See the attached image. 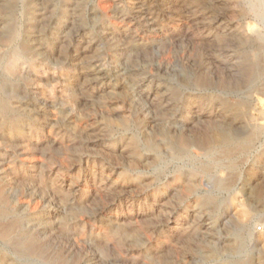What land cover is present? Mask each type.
<instances>
[{
    "label": "rangeland",
    "instance_id": "374dc122",
    "mask_svg": "<svg viewBox=\"0 0 264 264\" xmlns=\"http://www.w3.org/2000/svg\"><path fill=\"white\" fill-rule=\"evenodd\" d=\"M0 264H264V0H0Z\"/></svg>",
    "mask_w": 264,
    "mask_h": 264
},
{
    "label": "bare ground",
    "instance_id": "6f19581e",
    "mask_svg": "<svg viewBox=\"0 0 264 264\" xmlns=\"http://www.w3.org/2000/svg\"><path fill=\"white\" fill-rule=\"evenodd\" d=\"M227 138V137H226ZM226 140V139H225ZM232 141V139L231 138H228L227 139V142H231ZM9 233V232H8ZM8 238V237H7Z\"/></svg>",
    "mask_w": 264,
    "mask_h": 264
},
{
    "label": "built area",
    "instance_id": "2783aa9c",
    "mask_svg": "<svg viewBox=\"0 0 264 264\" xmlns=\"http://www.w3.org/2000/svg\"><path fill=\"white\" fill-rule=\"evenodd\" d=\"M256 230H257V231H260V230H261V228H260V227H257V228H256Z\"/></svg>",
    "mask_w": 264,
    "mask_h": 264
}]
</instances>
